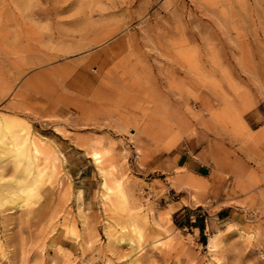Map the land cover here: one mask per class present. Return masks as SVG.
<instances>
[{
  "label": "rangeland",
  "instance_id": "rangeland-1",
  "mask_svg": "<svg viewBox=\"0 0 264 264\" xmlns=\"http://www.w3.org/2000/svg\"><path fill=\"white\" fill-rule=\"evenodd\" d=\"M3 118L41 150L0 158V264H264V166L230 174L264 160V0H0Z\"/></svg>",
  "mask_w": 264,
  "mask_h": 264
},
{
  "label": "bare ground",
  "instance_id": "bare-ground-1",
  "mask_svg": "<svg viewBox=\"0 0 264 264\" xmlns=\"http://www.w3.org/2000/svg\"><path fill=\"white\" fill-rule=\"evenodd\" d=\"M29 129H30V127H27L26 125H23V124H20L16 121H13L10 118L0 119V158H2V156H5V155L8 157L9 156L13 157V159H11V160L14 161L15 167L21 170L18 177H20L22 175V173H24V171L26 173H29L33 166H34V168L35 167L37 168V166L34 163H33L34 164L33 166H31V164H32V162H35L34 156H36V155L34 153L37 154V152H39V149H40L39 148V142L35 137H33V134L31 135V133H30L31 129L30 130ZM37 158H39V157H37ZM91 158L93 160H95V162H100L101 155H100L99 151H97V150L92 151L91 152ZM41 169H43V168H40V170ZM38 171H39V169L36 172L37 175L35 176V178L31 179L30 185L28 187V192L27 193L24 192L23 197H20V198L13 200L15 207H19V206L21 207L23 205H27L29 203V201L31 200V198L37 194L39 186L43 182V178L45 176V172H44V174L43 173L41 174V172L38 173ZM51 174H48L47 177H50ZM101 175H102V173H101ZM109 175H110V172L104 171L103 176H102L103 179L101 182L102 183L101 186L104 189L103 195L106 198L111 192L109 189L112 188L111 185H108ZM119 181H120V179L116 178L114 180V183L116 182L117 185H119ZM0 204H4V201H2L1 199H0ZM133 216H134V214L130 212L129 213V219L131 220L130 224H132V226H131L132 229L135 230V233H137L138 231L136 230V226L134 225ZM118 241H122V242L128 241L129 243L132 244V239L130 237L125 236V235L124 236L121 235L117 239V242ZM211 248H212V246H211ZM132 252H135L134 249L132 250Z\"/></svg>",
  "mask_w": 264,
  "mask_h": 264
},
{
  "label": "crops",
  "instance_id": "crops-1",
  "mask_svg": "<svg viewBox=\"0 0 264 264\" xmlns=\"http://www.w3.org/2000/svg\"><path fill=\"white\" fill-rule=\"evenodd\" d=\"M230 161H231L230 174L240 180L244 179L242 176H244L245 172H247L248 165L252 164L254 166L255 164L256 165L260 164L264 166V160H230ZM218 163H220L219 160H196L195 158H192L184 153H180L177 156V159L175 160L176 166L180 168L183 172L198 178H208V179H211L215 174H217V168L214 165ZM237 165L241 166L240 172H237L235 168H233L234 166ZM261 173H264V171H262Z\"/></svg>",
  "mask_w": 264,
  "mask_h": 264
}]
</instances>
